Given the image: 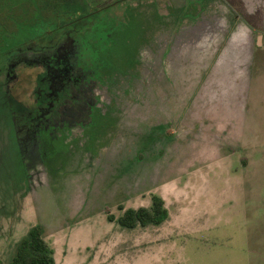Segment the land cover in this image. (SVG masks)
<instances>
[{"label": "rangeland", "instance_id": "1", "mask_svg": "<svg viewBox=\"0 0 264 264\" xmlns=\"http://www.w3.org/2000/svg\"><path fill=\"white\" fill-rule=\"evenodd\" d=\"M86 1L95 62L0 60L2 263L41 225L56 264H264V0Z\"/></svg>", "mask_w": 264, "mask_h": 264}, {"label": "trees", "instance_id": "2", "mask_svg": "<svg viewBox=\"0 0 264 264\" xmlns=\"http://www.w3.org/2000/svg\"><path fill=\"white\" fill-rule=\"evenodd\" d=\"M99 13V9H90L86 0H0V60L14 57L22 49L32 48L46 40L58 38V44L54 46L52 52H49V55H45L48 56L47 58H43L49 61L40 60V67L47 68L49 64L50 67H57L60 73L65 74L73 67L71 64L74 55L86 61L88 54L89 59L92 58L95 62L93 53L95 45L91 43L99 40L96 38L98 24L95 22ZM86 28L93 29L96 37L91 40L82 36L81 33ZM2 91L6 93V98L12 97L17 101L7 87ZM12 115L9 106V116L13 119ZM12 127L14 130L13 124ZM15 137L16 139L14 136L12 139L14 145L15 140L18 142L17 135ZM16 147L20 150V142ZM27 171L28 169L22 171L21 180L13 176L10 180H6V183L14 182L20 186L24 182L26 188L29 183ZM168 216L163 199L153 195L150 207L126 209L117 218V223L125 229H134L137 226H158L165 222ZM113 219L112 216H108L109 221ZM0 264H3L1 260ZM8 264H56L54 251L47 244L41 225L32 226L18 240Z\"/></svg>", "mask_w": 264, "mask_h": 264}]
</instances>
